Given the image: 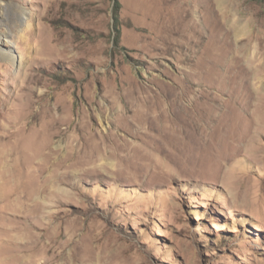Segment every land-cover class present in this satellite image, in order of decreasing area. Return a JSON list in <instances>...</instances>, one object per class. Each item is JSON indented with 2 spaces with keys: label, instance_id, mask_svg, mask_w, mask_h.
I'll return each mask as SVG.
<instances>
[{
  "label": "rangeland",
  "instance_id": "1",
  "mask_svg": "<svg viewBox=\"0 0 264 264\" xmlns=\"http://www.w3.org/2000/svg\"><path fill=\"white\" fill-rule=\"evenodd\" d=\"M217 1L261 56L254 106L224 74ZM0 49L15 58L0 56V120L11 121L0 127V264H264V0H0ZM135 92L150 97L136 122L172 110L166 92L202 117L205 105L219 116L209 150L197 160L135 140L125 122ZM249 117L259 135L236 152ZM82 118L72 155L70 131L51 121ZM117 142L152 159L123 158Z\"/></svg>",
  "mask_w": 264,
  "mask_h": 264
},
{
  "label": "bare ground",
  "instance_id": "2",
  "mask_svg": "<svg viewBox=\"0 0 264 264\" xmlns=\"http://www.w3.org/2000/svg\"><path fill=\"white\" fill-rule=\"evenodd\" d=\"M213 1L216 3V0H213ZM218 5H219L218 9L220 12L219 20L221 21L222 23L221 25L223 27L220 35L221 36L223 35L227 41V44H226L227 50L226 52L223 51V53L221 54V57L223 61L225 62V64L222 66V68L225 69L224 74L225 75L232 74L234 77L238 76L240 80V85L243 87V90H244L243 93L247 97L246 99H248V103L254 106L253 105L254 100L258 99L255 93L256 85H258V83H260L263 78V76H261L262 74L259 71V67L262 66L261 64H259V61L261 60V56H259L257 46L251 45L249 39H243V40L237 39V36H239L240 33L243 31V26L238 19L234 18L231 5L227 4L228 6L226 5L224 7L221 2L217 1V6ZM22 12L20 14L22 15V18L25 20V14ZM8 43L11 47H15L14 42L8 40ZM217 53L218 52L216 50L214 52V55H217ZM0 56H2V58H5L6 60L10 59L11 63L15 61L14 56H11L8 52L2 51L1 49H0ZM164 99L167 103L173 102L175 104V107L172 108V110L167 109V108H162V109H156L155 111L151 113L145 112L139 118L138 122H141V125H140L138 122H136L135 116H136L137 110L143 109V108L136 109V107L137 105L141 103H144V104L148 103L150 101V97L148 93H142V92L134 93L133 103L131 106L127 108V111H133V112L131 116L125 120L126 124H128L130 128H132L133 132L136 135V138L134 137V139L139 140L142 143L149 145V147H152L155 151L160 152V153H163V152L167 153L165 149L166 147H164V145L162 144V140H165L169 143L170 148H174V150L177 149L178 151L182 153V155L184 154L186 158L196 157L198 160V156H201L202 155L201 153L205 149L209 150L207 148L210 145V140L208 138L207 131L211 127H215V125L219 122V121L217 122V117L219 116L217 115L214 116V115L209 114L208 108L205 105H203V107L201 106L202 108L201 107L199 108L202 112V115H204L205 117L197 115V109L195 108L197 106H192V109L186 110L188 105L186 106V105H183L182 103L185 102V103L190 104L192 102L191 100H187L182 96H176V95L166 92L164 94ZM211 101L214 104H216L217 102L220 103V100L217 98V96H215V98L212 97ZM3 106H4V103H3ZM225 109H226L224 111L225 116H222V117H225L224 125H222V128H221L223 132L220 131V134L222 135V137L227 138L229 137V133H230L229 121L231 118L230 116H231L232 111H229L227 108ZM8 119L5 118V119L0 120V127L3 128L4 126L5 127L10 126L9 124L11 123V121H9ZM72 121L73 120H71L70 122H67L66 124H63L62 123L63 121L60 122L59 120H55V121L52 120L51 125L52 124L57 125L58 131H60L61 129L62 130L66 129L68 132L70 131V129H73L76 131L77 129H80V130L85 131L87 127L86 126L87 122L85 121V119L82 118L75 123H71ZM258 125L259 123L252 117L246 118L244 121L239 123L235 131L236 138H234V140L232 141L234 146L236 145V152H241L243 150H249L246 146V142H249V143L255 142L256 138L254 139V137H257L259 135V133L257 132ZM89 129L93 130L92 126H90ZM61 131L59 132L58 135H61ZM66 139H71L72 141H74V145H73L74 152H72V155L78 153V151L79 152L81 151V147H82L81 141H83V139L79 137V135H76L74 131H70V133L65 136V140ZM218 141L221 142L222 140H218ZM60 143H57L54 147L56 149L62 148V145H60ZM117 144L118 145L116 146L115 149L118 151V153L123 158L124 157L125 158L137 157L138 159H143V160L148 159L147 161H150L152 159L151 156H148L146 154H143L142 152H139L136 145H134L132 142H127V144L122 145V146H120L118 142ZM219 145L221 144H218V146ZM259 148L260 147L257 146L256 150L260 152L261 149ZM103 149L104 151H108V147L106 145L104 146ZM204 154L206 155V153ZM167 155L170 156L169 153H167ZM93 156L95 155L91 153L90 156L88 155L84 159L83 162L92 160L91 164L86 166L87 167V169L85 168L86 170H91L92 168H95L97 159H94ZM102 156H107V155H100L99 157L105 158ZM172 156L169 159H171ZM179 156H180V153H179ZM183 165H186V164H183ZM216 165L218 166L219 164H216ZM99 166L101 165L99 164ZM221 166L223 165L221 164ZM246 183H248V181L245 180V177L243 176L237 178L236 180H233V185L239 189H243L242 188L243 184H246Z\"/></svg>",
  "mask_w": 264,
  "mask_h": 264
},
{
  "label": "trees",
  "instance_id": "3",
  "mask_svg": "<svg viewBox=\"0 0 264 264\" xmlns=\"http://www.w3.org/2000/svg\"><path fill=\"white\" fill-rule=\"evenodd\" d=\"M116 4V3H115ZM115 12H116V10H115Z\"/></svg>",
  "mask_w": 264,
  "mask_h": 264
}]
</instances>
